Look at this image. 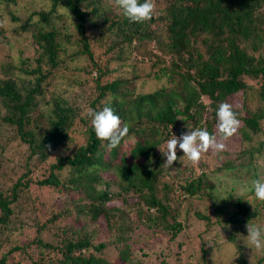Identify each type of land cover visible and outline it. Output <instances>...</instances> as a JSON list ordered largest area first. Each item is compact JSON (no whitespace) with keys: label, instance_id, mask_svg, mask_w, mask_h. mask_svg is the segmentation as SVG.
<instances>
[{"label":"trees","instance_id":"obj_1","mask_svg":"<svg viewBox=\"0 0 264 264\" xmlns=\"http://www.w3.org/2000/svg\"><path fill=\"white\" fill-rule=\"evenodd\" d=\"M154 4L150 20L133 23L115 0H0L9 24L0 27V47L26 39L32 50L0 58V264H148L131 236L138 228L166 233L176 264H212L209 249L201 246L197 257L175 240L184 220L176 217L193 201H208L233 252L248 223L264 226V203L250 191L218 197L210 180L264 163V0ZM144 78L167 84L137 92ZM225 102L240 121L237 157L225 149L211 169L210 150L193 167L177 149L181 159L166 167L161 153L172 134H215ZM105 106L130 126L111 151L86 115ZM73 140L79 144L68 155L48 162ZM14 142L26 146L15 163V153H5ZM32 188L46 191V201L31 198ZM163 256L155 264H166ZM229 264L246 262L240 255Z\"/></svg>","mask_w":264,"mask_h":264},{"label":"rangeland","instance_id":"obj_2","mask_svg":"<svg viewBox=\"0 0 264 264\" xmlns=\"http://www.w3.org/2000/svg\"><path fill=\"white\" fill-rule=\"evenodd\" d=\"M8 25V17L6 14H3L2 18H0V27L5 29L9 27ZM12 36L13 35L10 33L6 34L7 38H11ZM29 45L30 43L26 39H20L16 42H13L12 49H8L5 47V45H2L0 47V58H2L3 54H8V56H10L13 60H17V57L24 58L32 53ZM166 84L167 83H165L164 79H140L137 81V92H152L155 89L166 86ZM87 88L88 87H85L84 89L88 90ZM82 107L84 106L82 105ZM77 140H73V143H67L64 148L57 149L52 155L48 157V162L52 161L56 154L61 153L63 155H68L74 149V147L79 144ZM224 143L226 144V151L231 153L232 156H230V158L233 160L239 153L238 138L231 137ZM25 147V145H19L15 142L10 144L8 143L5 153L9 155L12 153H17L18 156L13 154L10 157L13 159V163L19 162L20 156H24ZM164 151L165 147H163V152ZM211 154L209 156L208 163L211 169H215L219 163L222 162L221 160L223 159V156H219V153L212 154V156ZM177 159L180 160L181 158L178 157ZM46 166L47 163L42 165L43 168H46ZM212 175L213 176H210V180L213 181L215 186L214 195L218 197L225 196V193L231 190V193L234 196H240L249 192L247 189L251 187V182L253 180L264 179V163L259 165L258 169L256 170H248V167L240 166L234 171V174L230 176L227 175L226 172L222 171H217V173ZM252 175H255V178L252 177ZM99 187L100 185L98 184L96 188ZM45 192L46 191L39 192L35 188H32L31 198H34V196H39L40 200L44 202L46 201V198H44L42 195H44ZM177 195L178 191H175L172 192L171 197H175ZM252 202H255V200ZM193 212L207 216L209 221L197 218ZM214 218L215 217L211 211L208 201H193L191 205L187 206V204H185V206L181 208L176 219L181 221V223V219H184L182 223L183 229L177 234L175 240H177L178 243H183V250L185 253L190 254L192 251H194L196 256L199 257V249L202 246L204 249H209V254L207 256L211 258L212 264H229L234 260L238 261L240 255L246 264H259L257 263V260L261 257L264 259V252H258L254 248L248 247V242L246 239L247 236L238 238L239 242L237 243L238 249L236 248V252H233L232 247L228 245L224 246L222 243L225 239V233H222L220 228L215 224ZM124 226H126V221ZM98 227V229H103L100 225ZM142 229L143 228H138L137 230L135 229L131 236L132 239L137 242V245L141 244L143 246L144 252L148 253V257L145 259V261L148 264L158 263L162 258H165V256H163L164 254L167 258L166 264H176L177 258L175 259L174 255L175 245L169 243L170 238L168 235L161 231H155L154 234L146 232ZM103 231H99L95 238L104 240V238H106V232ZM108 259H112L111 253L109 252ZM260 264H264V261H262Z\"/></svg>","mask_w":264,"mask_h":264},{"label":"clouds","instance_id":"obj_3","mask_svg":"<svg viewBox=\"0 0 264 264\" xmlns=\"http://www.w3.org/2000/svg\"><path fill=\"white\" fill-rule=\"evenodd\" d=\"M115 3L122 10L123 16L133 23L146 22L154 14V0H115ZM86 115L96 139L108 151L117 148L128 136L130 126L122 123L120 116L111 107L105 106L98 111L88 108ZM239 126L240 121L232 105L221 103L216 112V133L211 134L204 128H196L182 132L179 137L172 134L166 141L165 151L161 153L166 157L165 166L170 168L177 161L179 149L186 163L197 167L202 155L209 150L216 154L223 152L226 148L224 142L236 134ZM247 190L253 194L255 200L264 203V179L253 180ZM246 230L248 247L264 252V226L248 223Z\"/></svg>","mask_w":264,"mask_h":264}]
</instances>
